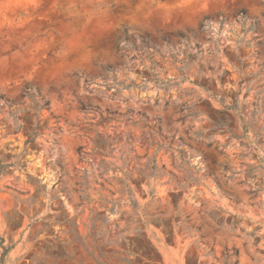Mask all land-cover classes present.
<instances>
[{
    "label": "rangeland",
    "instance_id": "374dc122",
    "mask_svg": "<svg viewBox=\"0 0 264 264\" xmlns=\"http://www.w3.org/2000/svg\"><path fill=\"white\" fill-rule=\"evenodd\" d=\"M0 238V264H264V0H0Z\"/></svg>",
    "mask_w": 264,
    "mask_h": 264
},
{
    "label": "trees",
    "instance_id": "16d2710c",
    "mask_svg": "<svg viewBox=\"0 0 264 264\" xmlns=\"http://www.w3.org/2000/svg\"><path fill=\"white\" fill-rule=\"evenodd\" d=\"M121 39H122V38H117V39L114 41V49H115L117 52H119V51L122 49ZM124 41H125V42H128L127 36L124 37ZM124 46H126V45H124ZM124 46H123V47H124ZM106 69H107V70H110V69H113V68H112V66H108ZM210 70H213V69L210 68ZM224 73H226V72H224ZM31 91H32L31 88H26L25 95L30 94ZM44 105L47 106L48 103H45ZM225 109H237V106H236V105H233V106H226ZM237 110H238V109H237ZM245 128H246V127H245ZM202 237H203V236H202ZM3 244H4V240H3L2 238H0V245H1L2 248L4 249V253H6V252L9 250V247H5ZM228 252H229V251H228ZM228 252L225 254V259H226V261H230L229 264H233V263L236 264V263H237V260H235L234 262H232L231 259H233V258H237L238 255H239V251L236 250V249H233L231 252H229V253H228ZM4 253H3V255H4ZM225 264H228V263H225Z\"/></svg>",
    "mask_w": 264,
    "mask_h": 264
}]
</instances>
